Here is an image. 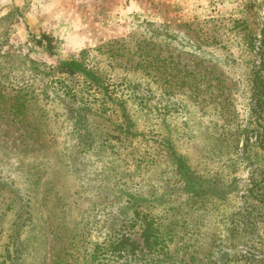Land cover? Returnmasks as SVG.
I'll use <instances>...</instances> for the list:
<instances>
[{
  "label": "rangeland",
  "instance_id": "rangeland-1",
  "mask_svg": "<svg viewBox=\"0 0 264 264\" xmlns=\"http://www.w3.org/2000/svg\"><path fill=\"white\" fill-rule=\"evenodd\" d=\"M263 29L264 0H0V264H264Z\"/></svg>",
  "mask_w": 264,
  "mask_h": 264
},
{
  "label": "trees",
  "instance_id": "trees-1",
  "mask_svg": "<svg viewBox=\"0 0 264 264\" xmlns=\"http://www.w3.org/2000/svg\"><path fill=\"white\" fill-rule=\"evenodd\" d=\"M264 32V29L262 30ZM264 34V33H263ZM153 57L156 58L157 55L153 54ZM264 61V56L259 57V62L262 64ZM155 62L161 64L159 66H163V62L159 59H157ZM255 63L254 66H256L258 63H256V60L253 62ZM156 71L161 73L160 69L155 68ZM252 100L253 103L251 104V109L253 110L252 112H256V109L262 111L264 109V82L263 79L260 78V74L257 70H252ZM257 114V113H256Z\"/></svg>",
  "mask_w": 264,
  "mask_h": 264
}]
</instances>
